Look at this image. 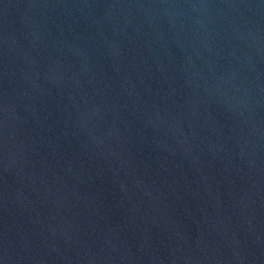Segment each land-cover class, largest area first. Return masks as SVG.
Wrapping results in <instances>:
<instances>
[{
  "label": "water",
  "instance_id": "water-1",
  "mask_svg": "<svg viewBox=\"0 0 264 264\" xmlns=\"http://www.w3.org/2000/svg\"><path fill=\"white\" fill-rule=\"evenodd\" d=\"M0 264H264V0H0Z\"/></svg>",
  "mask_w": 264,
  "mask_h": 264
}]
</instances>
